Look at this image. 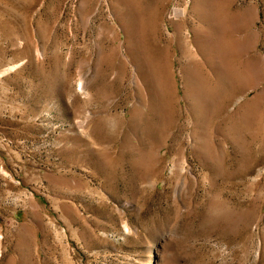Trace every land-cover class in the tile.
Here are the masks:
<instances>
[{
	"label": "rangeland",
	"instance_id": "374dc122",
	"mask_svg": "<svg viewBox=\"0 0 264 264\" xmlns=\"http://www.w3.org/2000/svg\"><path fill=\"white\" fill-rule=\"evenodd\" d=\"M0 264H264V0H0Z\"/></svg>",
	"mask_w": 264,
	"mask_h": 264
}]
</instances>
